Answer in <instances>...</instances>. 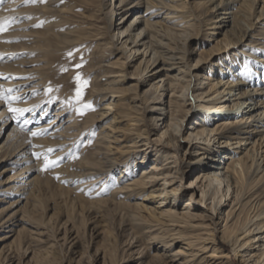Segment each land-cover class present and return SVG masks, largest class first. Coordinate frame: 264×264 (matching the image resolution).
Segmentation results:
<instances>
[{
	"label": "rangeland",
	"instance_id": "obj_1",
	"mask_svg": "<svg viewBox=\"0 0 264 264\" xmlns=\"http://www.w3.org/2000/svg\"><path fill=\"white\" fill-rule=\"evenodd\" d=\"M129 1L125 0L124 4H127ZM144 1L139 0L140 6L137 10L142 11V14H144L146 4ZM151 1L155 3L156 7L149 8L148 13L144 14V16H148L151 12H156L157 14L150 17L149 20L171 27L177 26L179 23L181 26L185 22L193 23V26L189 24L186 27L188 30L193 28V31H198L196 38L191 39L189 43V49L193 53L187 56L188 63L191 65L199 54L203 55L208 53L209 49H214L215 51L209 60L201 63L202 67L198 68L197 72L199 74L208 73L209 69L213 68V76H218L220 69L223 68L222 72H224V75L222 76L224 80L221 88H233L232 93L236 94L232 96V93L227 94L226 90V94L220 99L222 101L218 103L214 101V107L212 108L210 106L207 107L208 97L199 101L188 100L192 105L183 120L182 136L192 126L199 128L201 125H204L210 129L218 128L215 139L210 144L207 143V146H210L211 154L216 151L217 155H221L220 164L224 169L228 163L230 165L232 160L239 156H247L252 153L256 156L257 151H259L257 155L259 157V154L262 153L260 152L261 147L264 145L262 141L263 137L260 135L263 131L253 132L252 127L248 126L252 120L251 118L242 121V128H240L238 135L244 138H228L222 135L221 128L224 125L223 120L227 117L236 113L237 115H244V118L248 116L249 106H247V103H242L243 100L238 99L239 104L233 107L232 110L226 108L224 110L222 107L223 102L226 105H232V99L239 96L237 94L238 87H256L252 96L253 99L250 102L254 103L253 101L259 99L257 105H264V103L261 104V101L264 100L263 90H261V88H264V62L256 60L249 54L243 55L242 53L243 50H249V53L254 54L264 53V16H259L264 0H256L252 9L244 10L243 15L250 18L251 21L250 36L243 37L241 42L235 43L232 41L228 44L219 40L221 34L216 33L212 37L208 36L210 35L208 33L211 31L206 30L205 32L206 26L201 24L205 17L200 14L208 9L216 0H213L214 2L207 0ZM111 2L113 4L115 0H108L101 4L100 0H2L0 2V28L3 29V31H0V46L3 45L4 47H0V93L4 97L0 99V113L4 109L7 115L0 119V126L8 118V115L11 122V125L0 135V143L11 126L15 127L18 136L24 142L19 149L14 151L16 153L13 155H10L11 153L4 155L5 151H0V222L5 220L1 222L2 224L0 223V236L6 237L0 240V264H106L108 261L106 259L104 263L103 254L105 253L109 258V253L113 250L112 258L116 261V264H137L139 260H145V263L149 264L155 258L153 257L154 252L161 253L160 257H158L159 259H157L160 264H170L166 261V257H169L173 249L181 245L179 241L182 239L180 240V238L175 240L170 248L165 246L164 242H159L160 240L158 242L147 243L146 239H143L137 230L134 229L131 233L126 232V230L124 231L126 227L129 228V225L122 224L119 209L113 212L108 211L113 204V201H110L113 200L111 197H119V199L125 197V192H122V189L119 190V187L124 183H121V180L137 176L138 167L133 168V174L128 175L119 174V169L115 170L113 174H108L104 180L86 186V192L84 193H82L83 188L78 185L87 178L79 177L76 179L73 177V179H69L71 175L63 177L62 174H51L55 173L54 171L57 167L74 170L78 159L76 157H82V155L79 156L81 151L88 152L94 149L92 146L93 141L100 131H102V134L108 131L112 135V138L116 137L115 141L112 142L113 146L131 144L133 136L131 138L128 137V129H126V121L129 117L126 115L124 117L123 113H121L123 101H120L121 96L124 97L128 93H106L109 90H117L118 86L125 87L129 85L130 79L107 82L106 76L102 73L107 65H111L109 62L119 61L121 63L124 60L126 62L124 71L128 73V76H131L130 73L137 71L135 67L139 64L141 68H144L149 56L148 53L144 55L139 51L128 57L130 54L129 48H135L132 44H129L126 49L128 56L124 55L118 50L122 48L120 39H117L116 42L114 39L116 48L105 46V43L108 46H112L109 42V35L115 32L116 38L117 28H125L131 19L130 13L127 10L121 12L120 9L117 10L115 8L112 25L109 28L110 30H108L106 26L113 7ZM147 2L149 1L147 0ZM164 3H166V7L163 6ZM128 5L124 7L126 8ZM239 5L240 1L233 3V9L235 10ZM168 12L174 17L170 19L166 18L165 16ZM121 15L125 16L126 21H124V24H118V18ZM2 17L3 20L1 19ZM99 26L105 28H97ZM60 32H69L70 39H73L72 43L65 44L61 42L58 39V33ZM97 32L101 34L96 35ZM241 34L239 32V35ZM100 35L103 38L98 40L97 37ZM163 41L167 40L163 39ZM170 44L171 46L173 45V43ZM262 45L263 48L261 47ZM139 48L142 47L139 46ZM69 53H71V56L68 55ZM76 65H80V67L77 68ZM156 65L157 63L153 64L149 62L148 67L151 69ZM112 66L119 67L117 64ZM38 75L46 77L45 85L40 88L38 93L37 90H34L31 95L27 96L17 94V91L32 87V84L38 82ZM155 76L156 79L159 77V74H155ZM239 78L245 81L246 84L248 83L249 86L238 83ZM21 79L24 81L19 82ZM17 80L18 82H16ZM197 82L199 83V81ZM77 84L81 88V95L79 97H77L76 93ZM102 84L105 85L103 95L96 94L95 90L103 87ZM205 85L206 83L204 86L200 84L199 87H205ZM177 88L179 89L180 86H177ZM9 89H11L10 92L8 91ZM201 90L203 88L196 92L199 93ZM39 92H41V98L50 93H66L68 100L64 104L66 110L62 119L73 113L77 123L85 127L82 134L80 133L75 139L73 147L67 148L65 152L61 153L64 146L58 144L54 137H49L54 140L53 142L44 140L40 142L37 140L46 138L47 133L33 135L35 125L41 123V125H44L51 118L55 117L53 113L56 111V104L59 103V100L52 98L50 106L45 109V105L48 103L42 101L37 107L32 109L34 113L31 115L32 110L30 108L35 106L36 102L29 103L33 99H40ZM161 92L159 90V94ZM149 96H151L150 92H147V95L142 94V101L146 105L141 102L133 104L127 99L125 101L128 105H139V108L130 107L133 114L131 119L136 117V119H140L139 123H146L151 126L153 124L151 116L157 113H151L147 109H151L152 106H158L169 110L171 104H176L174 102L176 100L168 93L163 97L156 95L155 97L158 100L146 103L145 99ZM37 101L39 102V100ZM88 103H91V108L84 107ZM193 105L197 106L194 107ZM182 107L180 106L178 111L174 112L177 116L181 114ZM9 108H25L30 110L24 112L22 116H17L18 113L10 111ZM159 116L162 117L164 115L161 114ZM245 121L247 123H244ZM137 124L134 120L129 121V128H134ZM256 130H261V127H256ZM155 132V130L151 132L150 141L155 140ZM126 136L127 138H125ZM239 140L241 141L238 142ZM182 144L184 147L186 146V143H183V141ZM197 145L199 146L200 144ZM84 146L86 147L84 148ZM49 149L53 151L49 152ZM202 151L203 149L195 145L188 153H182L178 157L184 173L178 174L181 176L182 181L179 186L180 189L177 190V194L175 195L177 197L176 201H173V193L165 196L158 195L159 190L155 189L157 186L146 188L143 192H140L142 193L141 196L140 193H136L126 201L140 204L143 209L139 211L141 213L139 214L144 217L154 218L152 217V214H154L155 218L158 216L160 220H166L158 212L161 209H168L171 205H174V208L184 206L183 201L185 195H187L185 193L187 190H194L195 195L192 202L195 208L193 210L192 207V211L198 215L203 214L205 216L209 213V206L207 204L210 202L208 201L206 204L198 202L197 199H199L200 193L197 187L188 188L189 180L196 175L197 163L204 157L203 153H201ZM224 151L229 156H233V159L225 158ZM34 153L40 154L39 157L35 156ZM155 153L153 148H149L147 158H150L149 162L154 158ZM45 155L48 156L49 160L58 161L56 166L42 170L44 168ZM262 155L264 157V153ZM3 157L5 158L4 160H2ZM13 159L18 160V162H11ZM194 165H196V168L191 171ZM260 166L257 172L252 167L249 175H261L263 173L264 161H261ZM2 167L8 168V170L1 172L4 169ZM229 170L235 174L231 169ZM99 175H91V178ZM31 178L33 180H29ZM81 180L83 181L80 182ZM178 181L176 179L171 184V187L178 184ZM78 182L80 183L77 184ZM113 194L114 196H112ZM163 197L167 198L162 199ZM250 198L251 200L254 199L253 204L258 199H261L262 204L259 205L258 201L250 210H248L249 206L246 212H249L251 216L264 212L263 191L259 188ZM222 205L223 211L221 210L220 214L219 211H215L212 221H206V223H209L208 229L206 227L198 228L195 231L182 227L179 229L183 230V234L187 233L184 235L189 236L188 238H192L195 235L211 238L208 233L213 229L214 240H206L207 250L205 252H198V256H203L205 260H195L193 264H242L241 262L247 261L250 258L248 255L237 258L232 242L221 237L222 225L225 223L223 221V212L230 208L227 204ZM238 206L239 203L235 206L232 213L233 217L240 210ZM240 213L242 214V212ZM262 220L264 221V213L258 217L254 216L253 221L247 226H250L252 223L261 222ZM167 225L164 224L163 227L179 228V226ZM132 234L139 236L136 243L144 248L142 254L135 253L137 250L131 252V250L137 247L130 248L126 245L127 240L130 239ZM245 234L248 233H242L240 236L245 237ZM249 235L250 240L240 249V253H249L251 255L250 253L255 251L259 254L264 248V245H262L264 244V226L257 227ZM50 244H53V246L49 247L48 245ZM21 245L27 246L26 253L22 251V248L19 249ZM212 245L214 249L216 248L217 254L223 252L226 253V256L219 258L209 257ZM184 247L187 250V247ZM48 250L56 256V261L43 262V254ZM29 251L30 253H28ZM33 253L35 257L32 256ZM31 256L33 258H30ZM48 258H50V255ZM95 258L98 259L95 260ZM262 259H264V256ZM108 264H115V262Z\"/></svg>",
	"mask_w": 264,
	"mask_h": 264
},
{
	"label": "bare ground",
	"instance_id": "obj_2",
	"mask_svg": "<svg viewBox=\"0 0 264 264\" xmlns=\"http://www.w3.org/2000/svg\"><path fill=\"white\" fill-rule=\"evenodd\" d=\"M105 1L108 0H100V4L102 2L105 3ZM124 1L125 0H115L113 4L111 2L113 7L110 11L111 15L106 27L108 28V30H110L109 28L112 25V18L113 15H115V8L117 10L120 9L121 12H125L127 10L128 13H130L129 16H131V19L129 20L125 28H117L116 38L114 35L115 32L109 35V42L112 44V46H108L106 45V43L105 46L109 48H116L114 39L115 42L117 41V39H120V45L122 46V48L118 50H120L124 55H127L126 49L128 48V45L132 44V46H135V48H129L128 51L130 52V54L129 56L127 55L128 57H130L132 54H135L136 52L141 51L144 55L148 53L149 58L144 68H141L139 64L135 67L137 71H135L134 73H130L131 76H128V73L124 71L126 63L124 62V60H122L121 63L119 61L109 62L111 65H107V67L103 69L102 74L106 76L105 78L107 79V82H117L119 80L124 81L125 79H130L129 85L125 87L118 86L117 90H109L106 93L119 92L122 94H130H126L124 97L121 96L120 101H123L121 113H123L124 117L125 115L129 117V119L126 121V129H128V137L131 138L133 136L131 144L113 146L112 142L115 141L116 137L112 138V135H110L108 131L103 134L102 131H100L99 135H97L95 137V140L93 141L92 146L94 149L92 148L93 150L88 152L81 151L79 153V156L82 155L83 158H79L78 156L76 157L78 159L77 165H75L74 170H70L64 167H57L54 171L55 173L51 174H62L63 177H68V175H71L69 179H73V177H75L76 179L79 177L87 178L84 179L85 181L81 180L80 182L83 181L82 183H77H80L78 186L83 188L82 193H84L86 192V186L104 180V178L107 177L108 174H113L115 170L119 169V174L128 175L133 174V168L138 167L139 171L138 173H136L137 176L131 178L129 177V179L127 180H121V183H124L119 187V190L122 189V192H125V197H122L121 199H119V197H111L113 200L110 201H113V204L110 206L108 211L113 212L114 210L119 209L122 224L125 223L126 226L129 225V228L126 227L124 231L126 230V232L128 231V233H131L134 229L137 230L139 232V235H141L143 239H146L145 241H147V243H153L156 241L158 242L160 240L159 242H164L166 244L165 246L170 248L175 240L179 238L180 240L182 239L181 241H179L181 245L178 248L173 249L169 257L165 256L167 258L166 261H168L170 264H193V261L195 260H205L203 259V256H198V252H205L207 250V246L205 244L206 240H214L213 229L212 231L210 230V233H208L211 238H203L202 236L198 235H195L192 238H188L189 236L184 235L187 233L183 234V230L181 231L179 229H181L182 227L188 230L195 231L198 228H207L209 226V223H206V221L208 220L211 222L214 212L219 211L220 214L221 210L223 209L222 204H227L230 208L229 210L227 209V211L223 212V221H225V223L224 225H222L223 230L221 231V237L232 242L233 246L235 247L234 252L237 258H242L246 255L250 257L248 258L249 260L241 262L242 264H264V259H262L264 256V248L262 250L260 249L261 251L259 254L255 251L253 253H250L251 255H249V253H240V249L250 240L249 234H251V232H253L257 227L264 226L263 220L261 222L252 223L250 226H247L250 222L253 221L254 216L258 217L264 212H259L258 214H254V216H251L249 212H246L247 208L250 206L248 209L250 210L251 207L255 206L256 202L259 201L258 204H262L261 199H258L253 204L254 199L251 200L250 197L253 196L256 193V190H258L259 188L264 193V168L263 173L259 176H253L251 174L249 175V172L252 167L256 172L261 167V161H264V157L262 155L264 153V145L261 147L260 152L262 153L259 154V157H257L259 153V151H257L258 153H256V156L252 153L251 155L239 156L233 159V156H229V154L224 151L225 158L233 159L230 165L229 163L226 165V170V167L224 169V167L220 164L221 155H217L215 153L216 151L211 154L210 146H207V143L210 144V142L215 139V136L217 134L216 131L218 130V128L210 129L204 125H201L199 128L192 126L190 127L189 131L182 136L183 120L188 113V109L192 105L188 102V100L193 99L194 101H199L203 100L205 97H208L209 99L207 100V107L210 106L212 108L214 107V101H217L216 103L222 101L220 99L224 97V94H226V90L227 94L232 93L234 90L233 88H221L222 82L224 80L222 76L224 75V72H222L223 68L220 69L219 74L216 73L218 74V76H213V68H210L208 73L199 74L197 72L198 68L202 67L201 63L207 62L215 50L209 49L208 53L203 55L199 54L194 60V62L196 63L193 62L190 65L188 63L187 56L192 54L193 51L189 49V43L191 39L196 38L198 31H193V28H190L188 30L186 29V27H188L189 24L193 26V23L185 22L181 26L178 22V27L158 24L155 21L149 20L150 17L157 14L156 12H151L148 16H144V14L148 13L149 8L156 7L154 2H152L151 0H148L149 2H147V0H145L144 3L146 4L144 8V14H142V11H137L140 6L139 0H130L127 4H124ZM207 1L214 2L213 0ZM239 1L240 5L237 6V9L235 8L234 10L232 4ZM255 1L256 0H216V2L212 3L208 7V9L200 14L204 15L205 17V19L201 22L203 26H206L205 32L206 30H210L211 32L209 31L210 33H208L210 34L208 35L210 37H212L216 33L221 34V38L219 40L227 44L232 41L235 43L241 42L243 37L250 36L249 30H251L252 28L250 18L243 15L244 10L252 9ZM126 5L128 6L125 8L124 6ZM163 6L166 7V3H164ZM259 16H264V4L260 9ZM165 17L170 19L174 16H172V14L168 12ZM1 19L3 20V17ZM118 20V24H124V21H126L125 16L123 15H121ZM97 28L105 27L99 26ZM239 32H241L242 34L239 35ZM99 34L101 33H96V35ZM58 36V39L65 44H69L70 42L72 43L73 41V39H70L69 32H60L58 33ZM97 38L98 40H100L103 37L102 35H100ZM163 39H166L167 41L164 42ZM170 43H173V45L171 46ZM136 45L138 46L136 47ZM139 46H141L142 48H139ZM0 47L4 48L3 45H1ZM261 47L263 48V45ZM242 53L243 55L249 54L256 60L264 62V53L254 54L249 53V50H243ZM149 62H152L153 64L157 63V65L149 69ZM114 64L119 65V67L112 66ZM248 66L251 68L250 65ZM155 74H159V77H157L156 79ZM45 79L46 77L38 75V82L32 84V87H27L26 89L17 91V94H24V96H27L31 95L32 91L34 90H37L38 93L40 88L45 85ZM23 81L24 80L22 79L19 80V82ZM197 81H199V83ZM16 82H18V80ZM237 82L246 84L245 81L241 80V78H239ZM205 83L206 85L205 87H203ZM224 83L223 85H225ZM200 84H203L201 88L199 87ZM104 86L105 85H103V87H100V89H96V94H102L105 90ZM177 86H180V88L178 89ZM246 86H249V84L247 83ZM202 88L203 90H201V92H196L197 90ZM158 89L162 91L160 94ZM255 89L256 87H238L237 94L239 96L235 99H232V105H226L223 102L222 107L224 108V110L225 108L232 110L233 107L239 104V100H243L242 103H247V106H249V111L246 118H244V115H237V113L235 112L236 114L223 120L224 125L221 128V132L223 133L222 135L233 139L244 138L243 136L238 135L240 128H242V121L251 118L252 120L249 122L250 125L248 126L252 127L253 132L263 131L262 133H260V135H262V141L264 142V105H257L259 99L257 101H253L254 103L250 102V100L253 99L252 96ZM261 90H263L262 94L264 96V88H261ZM140 91L142 92L140 93ZM147 92H150L151 96L145 99L146 103L158 100L155 97L156 95H160V97H163L168 93H170V96L174 97V99L176 100L174 101L176 104H171V108L169 110L165 109V107L158 106H152L151 109H147L151 113H157L156 115L151 116V121L153 123L151 126L147 125L146 123H139L140 119H136V117L134 119H131L133 116L131 108H139V105H128L125 101L127 99L128 101L130 100V102L133 104L135 102H141L145 104L142 101V94L147 95ZM234 95L236 94L232 93V96ZM39 97L40 99H33L31 100L32 102L29 103L32 104L36 102L35 106H32L30 108L31 110L34 109V107H37L42 101L48 103L45 105V109H47L50 106L52 98L59 100V103L55 106L56 111L53 113L55 117L51 118L49 122L44 125H41V123L34 126L33 131L34 133H38L37 135H43L47 133L46 138L37 140L40 142L43 140L53 142L54 140L49 137H54L56 139L55 141L58 142V144L64 146L61 150V153L65 152L67 148L73 147L75 139L80 135V133L82 134V131L85 129V127L77 123V120L73 113L62 119L64 111L66 110L64 104L68 100V95L66 93H50L49 95L46 94L45 97L41 98V92H39ZM37 100H39V102ZM262 103H264V100L261 101V104ZM180 106H183L181 108L182 112L177 116L174 112L178 111V108H180ZM193 106L195 107L197 105ZM33 111L34 110H32L31 115H33ZM161 114H163L164 116L160 117L159 115ZM6 116L7 115L5 114V111L3 109V111L0 113V119ZM17 116L21 115L18 114ZM9 119L10 116L8 115V118H6L5 122L1 123L0 135L4 133L8 126L11 125ZM132 120L136 121L138 124L134 128L130 129L129 121ZM244 123H247V121H245ZM256 127H261V130H256ZM154 130L156 131L154 138L155 140L150 141V134ZM125 138H127V136ZM182 141L183 143H186L185 147L182 144ZM240 141L241 140H239L238 142ZM23 144L24 142L22 141V138L18 136L17 130L15 129V127L11 126L10 130L5 133V137L0 143V151H5L4 155H8V153H11L10 155H13L16 153L14 151L19 149ZM197 144L200 145L198 146ZM195 145L200 149H203L201 153H203L204 157L197 163V168L195 167L196 165L191 168V171L195 168L197 169V171L195 172L196 175L189 180L188 188L197 187L200 193L199 199H197L198 202H203L204 204H206L208 201L210 202L209 204H207L209 206V213L203 216V214L198 215L194 211H192V207L193 210L195 208L192 202L195 193L194 190H187V192L185 193L187 195H185V199L183 201L184 206L174 208V205H171V207H169L168 209H161L158 212L159 215L165 217L166 220H160L158 216L155 218L154 214H152V217L154 218H148V216L144 217L143 215H140L141 213L139 211L143 209L142 206H140V204L138 203H131L126 200L130 199L131 196L136 193L143 192L146 188L157 186L155 189L159 190L158 195L165 196L169 193H173V201H176L177 197L175 195L177 194V190L180 189L179 186L181 185L182 181L181 176H179L178 174L184 173L181 167V161H178V157L182 153H188L190 149H192V147ZM85 147L86 146H84V148ZM149 148H153V150H155L156 152L154 158L151 159L150 162V158L147 159ZM248 158L250 159L248 160ZM4 159L5 158L3 157L2 160ZM11 162H18V160L13 159ZM144 162L146 163L145 165ZM2 168L4 169H2L1 172H5L8 170V168ZM229 169L235 172V174L230 172ZM94 174L100 175L96 176L95 178H91V175ZM176 179L179 180L178 184L171 187V184H173ZM29 180L33 179L31 178ZM141 195L142 193H140V196ZM112 196H114V194ZM166 198L167 197H163L162 199ZM238 203V209L240 210L234 215L235 217H233L232 213ZM240 212H242L243 215ZM230 221L231 223H229ZM167 223L168 225L179 226V228H164V224L167 225ZM253 224L255 225L253 226ZM245 232L248 233L245 234L246 236L244 235L245 237L240 236V234ZM4 237L5 236H0V240L4 239ZM138 237L139 236L137 234H132V236H130V239L127 240L126 245L130 248L137 247L136 249L131 250V252L137 250L135 253L142 254L144 248L136 243L138 241ZM242 237L244 238L243 241L241 240ZM48 246L52 247L53 244H50ZM184 246L187 247V250ZM21 248L22 251L26 253L27 246L21 245L19 249ZM211 248L212 249H210V254L208 255L209 257L219 258L226 256V253L223 252L217 254L216 248L214 249L213 245ZM113 251L109 253V258L105 253L103 254L104 263L107 259L108 263L115 262L116 264V261H114L112 258ZM28 253H30V251ZM160 254L161 253L159 252H154L153 257L155 258L153 262L149 264H160L157 260L159 259L158 257H160ZM162 254L165 255L164 253ZM49 255L50 258H48ZM32 256L35 257L34 253L32 254ZM32 256L30 258H33ZM43 256V262L56 261V256H54L49 250L46 251ZM51 256H53L52 259ZM97 259L98 258H95V260ZM145 262V260H139L137 264H146Z\"/></svg>",
	"mask_w": 264,
	"mask_h": 264
},
{
	"label": "snow or ice",
	"instance_id": "obj_3",
	"mask_svg": "<svg viewBox=\"0 0 264 264\" xmlns=\"http://www.w3.org/2000/svg\"><path fill=\"white\" fill-rule=\"evenodd\" d=\"M0 2H2V0H0ZM0 31H3V29L0 28ZM68 55L71 56V53H69ZM76 67L78 68V67H80V65H76ZM85 83H86V82H85ZM8 91L10 92L11 89H9ZM76 93H77V97H79V96L81 95V88H80V85H79V84H77ZM2 98H4V97H3V94L0 93V99H2ZM17 99H18V98H17ZM84 107H85V108H91L92 105H91V103H88V104H86ZM9 110L12 111V112L18 113V114L21 115V116L23 115L24 112L29 111V109H17V108H9ZM37 134H38V133H33V135H37ZM48 151H49V152H52L53 150H52V149H49ZM34 155L37 156V157H39L40 154H38V153H34ZM57 162H58V161L49 160V159H48V156L45 155V156H44V168H43L42 170H46V169L49 168V167H54V166H56Z\"/></svg>",
	"mask_w": 264,
	"mask_h": 264
}]
</instances>
